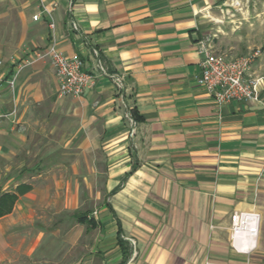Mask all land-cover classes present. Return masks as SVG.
Masks as SVG:
<instances>
[{
    "label": "crops",
    "instance_id": "0c3cea01",
    "mask_svg": "<svg viewBox=\"0 0 264 264\" xmlns=\"http://www.w3.org/2000/svg\"><path fill=\"white\" fill-rule=\"evenodd\" d=\"M54 3L57 46L96 81L61 97L49 59L14 87L16 65L5 70L0 111L16 112L0 121V264L50 262L67 239L82 256L70 264H264V0ZM39 11V0H0V54L47 47ZM202 41L230 56L261 50L249 71L259 101L214 100L198 81ZM252 210L256 247L238 252L231 217Z\"/></svg>",
    "mask_w": 264,
    "mask_h": 264
},
{
    "label": "built area",
    "instance_id": "2783aa9c",
    "mask_svg": "<svg viewBox=\"0 0 264 264\" xmlns=\"http://www.w3.org/2000/svg\"><path fill=\"white\" fill-rule=\"evenodd\" d=\"M233 2L236 5L240 4V0H233ZM71 4L70 2L69 5L71 6ZM55 6L56 3L52 8H49L45 4V0H39L40 11L33 16V19L38 20L43 14L49 17L51 41L46 48L38 50L31 59L17 61L12 57L10 63L16 65L17 70L8 83L10 87H14L16 78L24 67L38 60L49 59L58 76L59 95L61 97L80 96L86 87L95 84L96 78L85 69L84 61L80 57H69L57 46L52 15ZM73 27L77 29L75 23H73ZM200 52L204 54V59L200 63L201 75L198 77V81L218 104L260 100V79L249 76L254 61L261 54L260 49L243 55L230 56L216 52L208 42L202 41ZM95 53L97 54V51ZM3 65L4 62L0 61V83L4 79ZM97 66L101 75L108 76L118 90L123 89L124 81L121 75L108 74L100 58L97 59ZM15 112V109L12 113L0 111V121ZM130 120L132 124H135L131 116ZM260 219V213L256 210L233 213L231 217L232 243L238 252H248L256 247Z\"/></svg>",
    "mask_w": 264,
    "mask_h": 264
},
{
    "label": "rangeland",
    "instance_id": "374dc122",
    "mask_svg": "<svg viewBox=\"0 0 264 264\" xmlns=\"http://www.w3.org/2000/svg\"><path fill=\"white\" fill-rule=\"evenodd\" d=\"M8 38H9L8 33L0 30V40L4 41L5 39L8 40ZM0 55H1L0 61L4 62L2 73H5V70L10 65V60L12 57H14L17 61L18 60H20V61L24 60V58H18L12 54L9 55L8 52H4V53L1 52ZM69 239H70V235H69ZM67 240H65L66 245L64 243V250L60 249L62 247L61 240H59L57 242L55 241V243L60 247V248L57 247V249H56L57 251H55V249H54L55 247L53 249H51L50 251L48 250L50 253L48 255H45V256H48V257L52 256L50 262H46V261H44V259H41V261H38V258H32V260L27 258V261L25 262V259L22 256H16V261H15L16 263H14V264H70L73 260H77V259L81 258L82 256H79L80 254H76V252H78L77 249L76 250L73 249L72 251H74V252H72L71 250H69L67 248L68 247ZM27 242H32V241H27ZM33 243L35 244V241H33ZM58 251L60 253L58 255H56L57 254L56 252H58ZM84 252H86V250L85 251L81 250V253H84ZM63 255H65V257L62 259ZM83 258L87 259L88 256H84ZM60 261H61V263H60ZM97 261H98V259H97Z\"/></svg>",
    "mask_w": 264,
    "mask_h": 264
},
{
    "label": "trees",
    "instance_id": "16d2710c",
    "mask_svg": "<svg viewBox=\"0 0 264 264\" xmlns=\"http://www.w3.org/2000/svg\"><path fill=\"white\" fill-rule=\"evenodd\" d=\"M9 201H10L9 198L5 197V196H4V198L2 200L0 199V215L4 214V212L7 210L6 209V206H7L6 204L9 203ZM81 220H83V219H81ZM120 233H121V231H120ZM120 242H123L121 237H120Z\"/></svg>",
    "mask_w": 264,
    "mask_h": 264
}]
</instances>
